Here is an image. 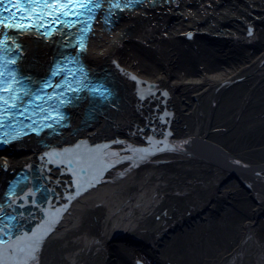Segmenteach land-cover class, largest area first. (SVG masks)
<instances>
[{"label":"bare ground","instance_id":"bare-ground-1","mask_svg":"<svg viewBox=\"0 0 264 264\" xmlns=\"http://www.w3.org/2000/svg\"><path fill=\"white\" fill-rule=\"evenodd\" d=\"M107 13L104 25L101 18L92 21L82 39L84 50L77 46L74 55L87 77L113 71L103 86L120 85L122 95L117 98L123 96V105L108 118L93 117L90 123L80 120L74 106L66 113L73 119L70 128L77 122L89 126L77 138L97 146L108 141L109 153L119 155L105 159L110 166L96 177L98 184L80 195H75V179L61 175L64 164L54 176L50 169L55 162L28 173L30 178L41 175V186L35 188L49 197V206L63 204L58 222L30 264H123L136 243L159 264H220L234 252L243 232L262 256L248 264H264V201L252 199L255 193L246 181L184 152L166 150L143 160L127 159L133 155L129 147L144 146L142 137L153 139L164 129L173 138L197 137L246 163L264 161V141L247 144L229 136L238 127L239 104L255 88L264 87V0H135ZM2 32L8 33L7 46L14 47L16 70L31 82L45 76L68 35L58 27L47 36L0 28ZM205 57L215 63L208 64ZM229 101L238 104L230 109ZM219 106L223 108L217 118ZM71 137L66 136V149L77 145ZM35 140L50 144L59 138L28 134L0 147V199L15 174L36 163L44 151ZM122 171L128 174L118 176ZM45 180L49 184L42 186ZM260 189L264 192V185ZM236 208L242 216L233 220ZM167 212L171 214L154 222L159 227L156 238L136 239L135 230L122 223L129 216Z\"/></svg>","mask_w":264,"mask_h":264},{"label":"snow or ice","instance_id":"snow-or-ice-1","mask_svg":"<svg viewBox=\"0 0 264 264\" xmlns=\"http://www.w3.org/2000/svg\"><path fill=\"white\" fill-rule=\"evenodd\" d=\"M103 2L104 0H0V8H2L4 12L9 13L7 16L0 14V26L5 29L17 30L23 34L33 30L39 31V29L46 27L45 21L46 19L50 18V22L52 24H55L57 21H59L66 27H72L76 24L83 23L85 27L79 29V31L84 33L85 31H90V25L87 20H81L80 17H82L85 13L92 12L93 8L99 9L102 7ZM132 2L133 0H124V6L128 7ZM9 5L10 7H8ZM111 7L120 8V0H116V2L111 5ZM70 16L74 17L75 19L67 20L66 18ZM0 34L4 36V39L0 40V53H3L7 51V42L9 37L7 32H2ZM48 34V31L43 33L45 36ZM78 46L81 51L84 50L85 44L83 40L79 41ZM14 62L15 61H12V63ZM8 63L9 61L3 60V67L5 70H0V89L9 93L7 98H5L3 95H0V129L6 127L3 113L7 112L9 107H17L16 103L13 102L9 104V101L18 99V97L12 95L14 92L13 85L11 83H5V78L8 75L6 71ZM57 74L58 71L52 72L53 76H56ZM131 78L136 79L134 76ZM12 79L15 80V77ZM56 87L59 88L62 86L57 84ZM67 87L68 90L73 92L80 91L79 88H73L71 83H69ZM88 91L93 95H99L100 98H105L104 91H101L98 88H91L88 89ZM27 94L28 93H25V95ZM143 98L144 97L142 96L141 99ZM49 99H51V97H49ZM71 99V97L68 98L69 102ZM61 103H63V101H61ZM8 119H11V117ZM61 119H63V117H61ZM56 122L59 123L58 120ZM45 127H52V125H45ZM22 134L27 133L15 132V134H9L8 132H4V134L0 136V144L19 139ZM163 143V141L153 142L151 138H149L150 148L129 147L128 150L131 151L133 155L127 157V159H133L134 157H139L141 160L146 159L148 155L152 154V148H155L156 151L169 150L166 145L164 147L159 146ZM81 147L82 145L78 144L74 149H65L63 152L47 154L51 157L52 162L66 164L71 169L73 176L76 177V179L73 181V185L77 189L75 195H80L83 192L88 191L89 188L94 187L95 184L99 182L96 178V174L93 171L97 162L103 161L109 155H119V153L115 152L109 153L108 150L110 145L107 144L90 148L88 149L87 153L80 152L79 149H81ZM103 170L104 169H101L100 171ZM71 198L74 197H70V199ZM56 222L58 221H50L47 231H50L51 226ZM47 231H45L43 234L39 232L32 233V235L27 238V253L25 259L22 261V264H30V261L36 260V253L38 252L44 237L47 235ZM0 232H3L2 228H0ZM19 251L22 255L25 254V248H21ZM0 264H5V262L0 260Z\"/></svg>","mask_w":264,"mask_h":264},{"label":"rangeland","instance_id":"rangeland-1","mask_svg":"<svg viewBox=\"0 0 264 264\" xmlns=\"http://www.w3.org/2000/svg\"><path fill=\"white\" fill-rule=\"evenodd\" d=\"M99 24H100V21H99ZM101 24L104 25L103 22H101ZM56 49H57V47H56ZM230 57L231 58H235V55L234 54H230ZM205 59L208 62V64H214L215 63V61L212 58L210 59V58L205 57L204 60ZM206 61H203V62H206ZM142 63H144V62H142ZM204 69H205V71H204V73H205L208 70V67H205ZM174 74L176 76L178 75L176 72ZM233 103H234L233 101L232 102H230V101L228 102L230 109L234 105L237 106V104H238V103L237 104H233ZM228 104H227V106H228ZM219 107H217V114H216L217 118L221 117L220 116L221 115L220 110L223 108V107L221 108V106H219ZM238 107H239V115H238L239 117H237V123H238L237 126L238 127L236 128L234 126V130H231L229 132V136H231L232 139L235 140V141H237V138H239L240 139L239 142H242V143L250 144L251 142L257 141L258 144H261L264 141V87L259 86V87L255 88L253 90V92H251V94L248 97H246L239 104ZM75 110L76 109L74 108V111ZM96 117L98 118V116H96ZM77 125L79 126L78 122H77ZM77 125L75 124L73 126L77 127ZM235 125H236V123H235ZM75 127H74V129H75ZM88 128H89V126H88ZM225 130L229 131L230 129L229 128H227V129L225 128ZM71 135L73 137H75L74 138L75 140L77 139V135L76 134H75L76 135L75 136L74 134L69 133L68 136L71 137ZM30 137L32 138V136H30ZM75 143H76V141H75ZM101 143H103V142L101 141ZM104 143L105 144L107 143V145L108 144L110 145V142L108 143V141H104ZM94 144H95V146H97L96 142H94ZM238 145L242 147V144H238ZM72 149H74V146L72 147ZM25 167L26 166L24 165L22 167V169H20L18 172H20L21 170H25ZM118 174H119L118 176L125 177L128 174V172L122 171V172H120ZM40 176L33 175L32 179L34 181H39L40 180V182H42L43 179ZM52 176H54V175H52ZM133 179L134 178L131 176V180H133ZM47 182L49 184V180H47V181L45 180L42 186L47 184ZM45 189L48 190L50 188L48 186L47 187L45 186ZM45 192L47 193V191H45ZM49 194L51 195L50 192H49ZM252 199L255 202L264 201V195L263 194H259L257 196V198L256 197H252ZM218 200H220L218 203H220V204L223 203V198L222 199H218ZM223 207H227V206L223 205ZM231 211H233V210H231ZM170 212L165 213V215H163V216L162 215L158 216L157 214L155 215V213H154V214H151L150 216H148V218L145 217L144 215L143 216L140 215V216L135 217V218L129 216L128 218H126V220H123L122 223H126V225H128L129 228L131 227L132 230H135L136 239H138V237H142V238H144V237H153V238H156V237H158L157 235H158L159 227L154 222L155 221H160L161 218L166 216V215L169 216L171 214ZM240 212L241 211H239V209L236 208V211H233V213L231 215V219H233V220L240 219L241 216H242ZM222 215H223V213H222ZM156 216H158L159 218H156ZM210 217H213V212L210 215ZM224 218H225L226 221H229L228 217H224ZM260 222L262 224V233H263L262 235H263V238H264V216L261 217ZM224 235H225V233H222L220 238L222 236H224ZM250 240L251 239L247 236V234L243 232V234H241V237L237 241V246L235 247L234 252L231 253L228 257L223 258V260L220 262V264H248V263H256L259 260H262V256H260V255L257 256V253L254 252V247L251 244ZM123 253H120L119 251H115L114 254L120 256V258H124L125 256H124ZM127 253L129 254L130 260L129 261L126 260L127 262L123 261V264H132L134 260H138L139 262H141V264H143L142 261L144 260V258L148 259L151 263L159 264L154 259H152V257L148 253H146L145 251L140 250V245H138L137 243L133 244V247L131 246V248L128 249L126 254Z\"/></svg>","mask_w":264,"mask_h":264},{"label":"water","instance_id":"water-1","mask_svg":"<svg viewBox=\"0 0 264 264\" xmlns=\"http://www.w3.org/2000/svg\"><path fill=\"white\" fill-rule=\"evenodd\" d=\"M162 132V134H159V138L157 135H154V138L152 139L154 142L163 141L164 143L162 145H159L160 147H164L166 145L169 151L184 152L188 156L197 159L205 164H208L209 166L214 167L222 173L232 175L242 182L246 181V183L250 187L249 190L255 193H253V197L257 198L259 194L264 195L263 190L260 189V185H264V161L246 163L243 160L233 158L215 145L199 138L187 137L178 139L170 136L169 132H166L164 129ZM148 137L150 136L142 137L144 146L137 148H150V144H148L146 141ZM151 150L152 154L163 152L156 151L155 148H152ZM150 155H148L147 157H149ZM156 218H158V216H156ZM47 230L48 228L45 231ZM48 232L49 231H47V234ZM132 264H141V262H139L138 260H134Z\"/></svg>","mask_w":264,"mask_h":264},{"label":"trees","instance_id":"trees-1","mask_svg":"<svg viewBox=\"0 0 264 264\" xmlns=\"http://www.w3.org/2000/svg\"><path fill=\"white\" fill-rule=\"evenodd\" d=\"M143 264H154V263H151L148 259L144 258V260L142 261Z\"/></svg>","mask_w":264,"mask_h":264}]
</instances>
